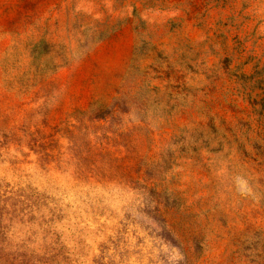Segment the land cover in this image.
<instances>
[{"label":"rangeland","instance_id":"374dc122","mask_svg":"<svg viewBox=\"0 0 264 264\" xmlns=\"http://www.w3.org/2000/svg\"><path fill=\"white\" fill-rule=\"evenodd\" d=\"M0 264H264V0H0Z\"/></svg>","mask_w":264,"mask_h":264}]
</instances>
